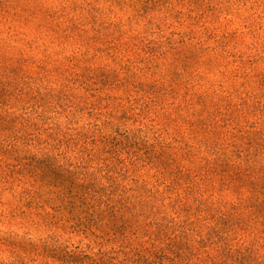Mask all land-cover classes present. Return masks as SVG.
<instances>
[{
    "label": "rangeland",
    "instance_id": "rangeland-1",
    "mask_svg": "<svg viewBox=\"0 0 264 264\" xmlns=\"http://www.w3.org/2000/svg\"><path fill=\"white\" fill-rule=\"evenodd\" d=\"M0 264H264V0H0Z\"/></svg>",
    "mask_w": 264,
    "mask_h": 264
}]
</instances>
